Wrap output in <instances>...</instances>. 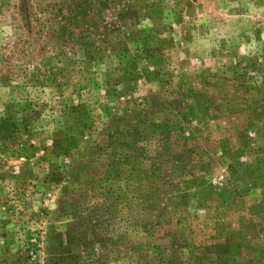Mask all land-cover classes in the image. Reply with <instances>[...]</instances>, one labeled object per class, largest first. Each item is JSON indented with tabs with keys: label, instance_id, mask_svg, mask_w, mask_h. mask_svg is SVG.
Instances as JSON below:
<instances>
[{
	"label": "rangeland",
	"instance_id": "374dc122",
	"mask_svg": "<svg viewBox=\"0 0 264 264\" xmlns=\"http://www.w3.org/2000/svg\"><path fill=\"white\" fill-rule=\"evenodd\" d=\"M154 96L217 150L165 262L90 219L87 178ZM146 259L264 264V0H0V264Z\"/></svg>",
	"mask_w": 264,
	"mask_h": 264
},
{
	"label": "trees",
	"instance_id": "16d2710c",
	"mask_svg": "<svg viewBox=\"0 0 264 264\" xmlns=\"http://www.w3.org/2000/svg\"><path fill=\"white\" fill-rule=\"evenodd\" d=\"M160 100L158 96L151 97L148 108L136 112L118 130L111 129L107 141L99 146L105 157L101 167L92 168L87 178L93 192L90 198L94 200L90 219L97 220L101 214L107 221L106 230L117 219L123 223L121 240H132L133 253L148 252L154 247L160 261L165 262L169 248L158 242L165 236L170 243L183 237L171 224L183 223L188 189L201 186L202 172L212 168L217 150L208 147L199 151L191 144L198 127L192 137L185 134V122L189 123L194 115L199 118L197 112L192 108L184 111L180 99L162 107ZM199 120L204 121L202 117ZM91 239L97 249L100 244L113 242V238H98L96 234Z\"/></svg>",
	"mask_w": 264,
	"mask_h": 264
}]
</instances>
